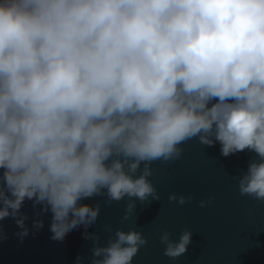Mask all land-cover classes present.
I'll return each mask as SVG.
<instances>
[{"label":"clouds","instance_id":"clouds-1","mask_svg":"<svg viewBox=\"0 0 264 264\" xmlns=\"http://www.w3.org/2000/svg\"><path fill=\"white\" fill-rule=\"evenodd\" d=\"M193 138L224 157L254 152L238 187L264 202V0H0V222L21 241L25 201L51 213L54 241L93 225L100 205L81 201L105 190L107 203L129 199L130 220L133 198L160 199L152 163ZM105 231L106 246L85 232L90 264H133L148 243ZM170 235L160 243L175 259L192 234Z\"/></svg>","mask_w":264,"mask_h":264},{"label":"water","instance_id":"water-1","mask_svg":"<svg viewBox=\"0 0 264 264\" xmlns=\"http://www.w3.org/2000/svg\"><path fill=\"white\" fill-rule=\"evenodd\" d=\"M180 147L181 157L170 162L156 161L151 165L149 178L159 200L141 204L133 198L136 208L132 218L122 222L127 204L107 203L105 195L95 196L81 203L100 205L97 221L85 229L84 225L66 235L63 241L51 239V213L38 215L40 207L33 208L25 201L21 212L28 217L25 222L29 234L21 239V231L11 218L0 222L7 239L0 241V264H90L94 242L85 239V232L100 237V246H106L110 233L105 227L116 230H136L148 243L140 248L133 264H264V202L239 192V180L246 174L250 162L257 160L254 152L222 156L220 144L214 147L202 145L193 138ZM143 167V165L141 166ZM191 197L180 206L169 202V196ZM211 199L204 208L202 200ZM43 221V227L35 229L33 223ZM184 230L191 232L187 251L173 259L165 256L166 245L160 243L164 231L171 233L170 241L178 243Z\"/></svg>","mask_w":264,"mask_h":264}]
</instances>
